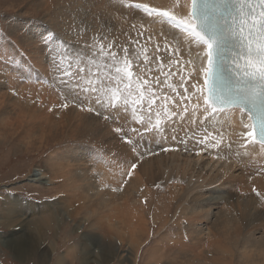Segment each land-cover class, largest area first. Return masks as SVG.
Returning a JSON list of instances; mask_svg holds the SVG:
<instances>
[{
	"label": "bare ground",
	"instance_id": "1",
	"mask_svg": "<svg viewBox=\"0 0 264 264\" xmlns=\"http://www.w3.org/2000/svg\"><path fill=\"white\" fill-rule=\"evenodd\" d=\"M86 1L84 2L91 6L87 13L90 21L88 25H93L88 31L80 33L81 36L78 33L79 37H87L89 31V36L92 34V38L102 35V39L106 34L104 42H114L120 46L128 45L130 48L132 45L129 41L138 39L151 54L156 43H160L163 47L164 39L160 33L164 32L167 33L172 46L179 45L184 59L193 58L191 51L185 48L180 38L176 37L179 33L174 29H171V32L166 31L159 19L144 16L137 8H134L136 10L134 11L132 7L121 4L118 0ZM160 8H165L163 3ZM103 31H105L104 36ZM139 33L143 35H138ZM149 35L154 37L152 41L147 40ZM81 42L89 43L86 39ZM95 42L90 45L99 48L100 46H96ZM90 51L91 48L89 54ZM21 67L19 68L24 70L23 64ZM0 77H3L1 73ZM1 86V130H10V127L16 126L15 129L27 133L30 126L25 127L26 123H22L25 114L22 113V116L16 114L23 109L15 112L14 117L13 114L9 117L13 111V101L9 97L10 94H6ZM16 104L20 103L17 101ZM30 110L32 116L29 113L30 116L26 117L36 119L37 115H42L41 112L37 113L30 108L26 111ZM86 115L91 118L67 112L63 116L66 119V126H63L64 120L60 124L55 122L60 125V129L50 128L51 119L48 123L46 121L43 123L48 124L46 127L51 130L46 134L60 130L63 136L64 128L70 129L68 126L74 125L79 128L77 131L79 136L74 137V140L79 138L80 142H83L85 135L95 138L96 154L100 155V158H96L95 165L97 183L94 185L87 176V171L92 168L78 158L82 152V144L78 148L77 145H68L59 156L55 154L56 156L52 155L46 160L50 174L47 175L40 168L34 169L28 181L42 184L59 181L61 187L66 186L73 191L71 190L68 197L55 200L56 202L52 204H45L48 208L38 206L36 209L40 212L34 214L38 216L34 222L24 218L26 211H22L24 210L22 203H18L15 198L11 199V204L1 208L3 221L15 222L17 223L15 226L24 229L19 235L14 233L4 238V243H11L18 256L24 255L23 251L33 250L41 232L52 225L54 221L52 212L60 209L71 215L89 208L87 212L90 215L84 222L85 227L101 233L103 238L101 237L102 241L96 244L99 248L92 246L90 251L87 249L89 247H83L85 258H82L81 262L85 261L84 264L86 262L96 264L93 259L94 251L97 253L102 248L101 244L104 247L108 246L107 250L108 248L111 250L110 254H102L101 264L108 263L110 259L121 261L124 246H127V250L125 249L123 256H128L132 264H135V259L138 258L142 246L149 238L151 223L157 227L153 235L158 239L145 250L146 264H264V223L262 222L264 217L261 209L264 208V199L253 192L255 188L264 193V171H261L264 167V155H260L258 145L249 144L247 149L240 147L243 138L238 137L236 132L242 126L236 113L229 112L219 117L218 122L207 125L208 130L217 135V138H220L219 134L222 133L223 143L219 149L205 148L196 144L194 140H189L187 145L179 143V138L184 136L183 128L189 127L187 124L183 125V128L176 125L175 132L167 128L163 134L144 133L141 141L131 131L136 128L143 132V128L135 122L130 109L127 112L123 108L119 109V115L114 111L112 119L109 120L97 116L95 112L93 116ZM117 127H121L130 139L137 142L138 152L144 153L143 157L132 151V144L125 143L124 136L115 131ZM204 134L201 132V137ZM173 135L178 136L176 141L171 139ZM229 144H231L230 148ZM164 147L174 151L164 152L161 150ZM99 150L102 153L98 154ZM246 150L248 155L243 154ZM132 163L137 164V169L132 172L131 177H128L127 173ZM122 183L124 185H121ZM157 186L160 187L158 191ZM83 198H86L89 204L83 201L76 207L75 203ZM81 227L82 225L78 224L76 229L79 230ZM87 234L86 237L92 245V241H95L89 238L91 237L89 232ZM66 251L62 256L57 257V263H63L66 257L72 260L73 252Z\"/></svg>",
	"mask_w": 264,
	"mask_h": 264
},
{
	"label": "snow or ice",
	"instance_id": "2",
	"mask_svg": "<svg viewBox=\"0 0 264 264\" xmlns=\"http://www.w3.org/2000/svg\"><path fill=\"white\" fill-rule=\"evenodd\" d=\"M135 7L178 29L188 44L198 49L196 56L184 59L179 45L172 46L164 32L160 33L163 47L156 43L151 54L138 39L129 41L131 48L114 42L102 43L99 48L85 45L82 54L87 62L78 60L77 70H71L69 64L61 73L58 83L64 102L60 107L81 106L105 120L112 119L114 111L119 115V109H130L135 122L143 128V132L136 128L131 131L141 141L144 133L163 134L167 128L175 132L176 125L183 128L187 124L179 143L187 145L194 140L213 149L223 143L222 133L217 138L207 125L218 122L230 111H238L245 130L240 133V147L258 145L260 155H264V0H212L210 10L207 3L201 9L197 0H191V10L186 15L147 4ZM175 7H180V0H176ZM51 38V32L41 36L45 47ZM153 39L152 35L147 38ZM115 131L124 136L125 143L133 145V152L143 157L137 142L121 127ZM201 132L205 133L202 137ZM171 139L176 141L178 136ZM161 150L174 151L167 147ZM243 154L248 155L247 150ZM136 169L137 164L132 163L128 177ZM253 192L264 199V193L255 188Z\"/></svg>",
	"mask_w": 264,
	"mask_h": 264
},
{
	"label": "rangeland",
	"instance_id": "3",
	"mask_svg": "<svg viewBox=\"0 0 264 264\" xmlns=\"http://www.w3.org/2000/svg\"><path fill=\"white\" fill-rule=\"evenodd\" d=\"M84 1L87 2L86 0H83V2L82 0H0V73L3 75L2 78L0 77V85H2L1 87L6 94H10L9 97L13 101V111H11L12 113L9 114V117H12V114L14 117L15 112L23 109L16 114L22 116V113H24L25 117L22 119V123H26L25 127L30 126L27 133L22 132L21 129H15L16 126L10 127V130H1L0 127V264H84L85 261L81 262V259L85 258L82 251L83 247H89L87 249L90 251L92 246L99 248V245L96 244H99L103 238L101 233L85 227L84 222L87 221L90 215L87 212L89 208L83 209V211L79 210V215L78 213H70L71 215H69L66 211L57 209L51 213L54 219L52 225L41 232L33 250L23 251L24 255L18 256L11 243H4V238L14 233L19 235L24 229L20 226H15L17 225L15 222L3 221L1 209L6 204V206L11 204V199L15 198L18 203H22L24 208L22 211H26L24 218L26 217L27 220L34 222L38 217L37 215L34 216V214L40 212V210L36 209L38 206L44 207L45 204H52V202L68 197L72 189L66 188V186L61 187L59 185L61 182L59 181H53L52 184L28 181V178H31L30 174L37 168L43 170L47 175L50 174L51 171L48 169L46 160L55 154L59 156L60 152L68 148L66 147L68 145H77L78 148L82 144L81 154L75 155H78V158L82 159L81 161L92 168L87 171V176L94 185L97 183L95 165L97 164L96 158H100V155L97 156L96 154L95 138L85 135L83 142H80L79 138L74 140V137L79 136L77 135L79 128L74 125L68 126L70 129L64 128L62 131L63 136L60 134V130H57L58 132L52 131L50 133L52 135L46 134V132L51 131L50 128L53 130L56 127L60 129L58 124L63 123V120L65 121L63 126H66V119L63 116L67 112L88 117L90 116L86 114L93 116V112L82 110L74 106V104H69L67 108L60 107L64 101L61 99V85L58 83L62 78V71L67 69L69 64L72 65L71 70L75 71L80 66L78 65V60L87 62V59L82 54L83 46H91L96 40V46H100L102 43L107 44L106 41L104 42L105 31L102 32L103 36L105 34L102 39V35H98V38L95 36L92 38V34L89 36L90 31L87 33V37H79L80 33L86 32L83 30L87 29L88 31L93 25H88L90 21L87 13H89L91 6ZM49 32L52 33V38L47 47H45L41 36H47ZM84 39L88 40L89 43L81 42ZM19 62L23 64L24 70L20 69L22 64L18 65ZM5 72L7 73L5 74ZM8 73L11 78H9ZM17 101L20 104H16ZM85 106H87V101H85ZM29 108L37 113L41 112L43 116L40 114L39 116L42 118H39L38 115L36 119L34 118L35 120L26 117L30 116L29 113H32L31 110L29 112L26 111ZM26 119L27 121H25ZM50 119L52 124L49 125L50 128H47L46 125L48 124L43 122L46 121L48 123ZM32 122L34 123L33 125ZM55 122H58V124ZM11 123L13 124V120ZM40 123L47 130L43 129ZM19 132L22 133L20 134ZM100 152L102 153L99 150L98 154ZM45 170L48 172H45ZM121 185H124V183ZM156 188L158 191L160 187L157 186ZM83 201L89 204V201L83 198L75 203L76 207L77 204ZM46 207L48 208L47 205ZM261 209L264 217V208ZM30 210H32L31 213ZM85 214L87 217H84ZM39 216L42 217V215ZM82 218L87 219L84 220ZM262 222L264 223V220ZM78 224L82 225L79 230L76 229ZM156 230L157 227L151 223L149 238L142 246L138 258L135 259V264H146L147 253L145 250L158 239L153 235ZM87 232L91 235L89 238H93L96 243L92 241L91 245V242L86 237L88 235ZM100 247L102 248L97 253L94 251L93 259L96 264H101L102 254H110L111 252L110 248L107 250L108 246L104 247L101 244ZM126 247L124 246L122 249L124 251L121 252V261L110 259L108 263L132 264L133 262L128 256H123L125 249L127 250ZM66 250L73 252L72 260L66 257L63 263H57V257L62 256L67 252Z\"/></svg>",
	"mask_w": 264,
	"mask_h": 264
}]
</instances>
